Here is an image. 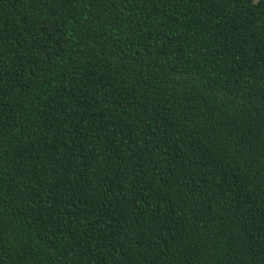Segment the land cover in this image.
I'll list each match as a JSON object with an SVG mask.
<instances>
[{
  "label": "trees",
  "instance_id": "trees-1",
  "mask_svg": "<svg viewBox=\"0 0 264 264\" xmlns=\"http://www.w3.org/2000/svg\"><path fill=\"white\" fill-rule=\"evenodd\" d=\"M0 264H264V0H0Z\"/></svg>",
  "mask_w": 264,
  "mask_h": 264
}]
</instances>
